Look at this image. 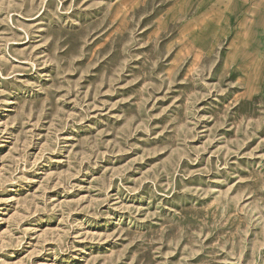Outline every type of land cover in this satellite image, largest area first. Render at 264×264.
I'll use <instances>...</instances> for the list:
<instances>
[{
    "label": "rangeland",
    "instance_id": "1",
    "mask_svg": "<svg viewBox=\"0 0 264 264\" xmlns=\"http://www.w3.org/2000/svg\"><path fill=\"white\" fill-rule=\"evenodd\" d=\"M0 264H264V0H0Z\"/></svg>",
    "mask_w": 264,
    "mask_h": 264
}]
</instances>
